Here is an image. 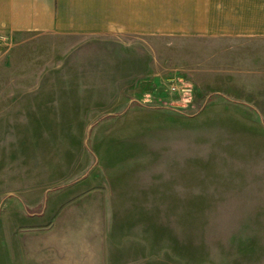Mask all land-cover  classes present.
Instances as JSON below:
<instances>
[{
	"label": "rangeland",
	"instance_id": "374dc122",
	"mask_svg": "<svg viewBox=\"0 0 264 264\" xmlns=\"http://www.w3.org/2000/svg\"><path fill=\"white\" fill-rule=\"evenodd\" d=\"M0 36V264H264V44Z\"/></svg>",
	"mask_w": 264,
	"mask_h": 264
},
{
	"label": "crops",
	"instance_id": "0c3cea01",
	"mask_svg": "<svg viewBox=\"0 0 264 264\" xmlns=\"http://www.w3.org/2000/svg\"><path fill=\"white\" fill-rule=\"evenodd\" d=\"M264 44V0H0V36Z\"/></svg>",
	"mask_w": 264,
	"mask_h": 264
}]
</instances>
